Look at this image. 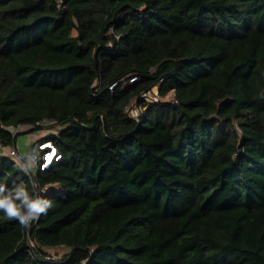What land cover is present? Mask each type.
I'll use <instances>...</instances> for the list:
<instances>
[{
    "label": "trees",
    "instance_id": "16d2710c",
    "mask_svg": "<svg viewBox=\"0 0 264 264\" xmlns=\"http://www.w3.org/2000/svg\"><path fill=\"white\" fill-rule=\"evenodd\" d=\"M56 125L0 264H264V0H0V145Z\"/></svg>",
    "mask_w": 264,
    "mask_h": 264
},
{
    "label": "clouds",
    "instance_id": "9594fccd",
    "mask_svg": "<svg viewBox=\"0 0 264 264\" xmlns=\"http://www.w3.org/2000/svg\"><path fill=\"white\" fill-rule=\"evenodd\" d=\"M22 155L26 162L18 166L25 174H30L39 162V152L33 149ZM45 193L46 189H40L35 184L31 189L24 183L12 188L0 186V212L10 220H17L27 230L53 207V202Z\"/></svg>",
    "mask_w": 264,
    "mask_h": 264
},
{
    "label": "built area",
    "instance_id": "2783aa9c",
    "mask_svg": "<svg viewBox=\"0 0 264 264\" xmlns=\"http://www.w3.org/2000/svg\"><path fill=\"white\" fill-rule=\"evenodd\" d=\"M133 79H134V77H131L128 80H129V82H132ZM124 83H125V80L114 81L108 86V88L113 89L116 85H119V84L123 85ZM151 91H153V94H151ZM148 95H150V97ZM168 96L170 99H173L174 101H176V99L173 98L171 93H169ZM140 97L145 99L148 102L158 101L160 99V97L158 94L157 86L154 85L150 90L142 91L140 93ZM126 111H127L129 116L137 119V117L139 115V107L136 105L135 102H131L127 106ZM41 123L46 124V123H49V121L43 120V121H41ZM36 124H39V121H37ZM23 126L28 128L30 125H21L18 127V129L22 128ZM11 131H12V133H14V131H16V128H12ZM37 132H39V131H37ZM46 136H47L46 134H42V135L37 136L34 139V143L30 146V151L35 149L39 152V162H38L37 166L32 170V172L35 169L43 170L45 168H48L54 162L59 161L61 159V155H60V152L58 151L57 147L53 144L52 140L46 139L45 138ZM5 147L6 146L0 145V155L1 156H8L9 158L13 159L17 163V165L19 164L22 166L25 164V162H26L25 158L23 157L22 152L19 150V148L16 145L9 146L7 148V152H3V148H5ZM52 186H53L52 184H48V185H45L42 189H46V191H47L50 188H52ZM29 243L31 245L33 244L32 241H29Z\"/></svg>",
    "mask_w": 264,
    "mask_h": 264
},
{
    "label": "rangeland",
    "instance_id": "374dc122",
    "mask_svg": "<svg viewBox=\"0 0 264 264\" xmlns=\"http://www.w3.org/2000/svg\"><path fill=\"white\" fill-rule=\"evenodd\" d=\"M151 94H153V91H151ZM150 97V95H148ZM166 98H169V96L167 95ZM55 129H49V128H43L40 129L39 132L33 133V132H20L17 134V138H16V146L19 148V150L22 153H28L30 151V146L34 143V139L42 134H46V135H51L52 132L56 131V129H60L61 125H56L54 127ZM21 130H25L27 129V127L23 126L22 128H20ZM50 130V131H49ZM9 146H6L5 148H3V152H7V148ZM47 250L55 255H60L61 253L64 252V248L62 247H51V248H47Z\"/></svg>",
    "mask_w": 264,
    "mask_h": 264
},
{
    "label": "bare ground",
    "instance_id": "6f19581e",
    "mask_svg": "<svg viewBox=\"0 0 264 264\" xmlns=\"http://www.w3.org/2000/svg\"><path fill=\"white\" fill-rule=\"evenodd\" d=\"M50 159V158H49Z\"/></svg>",
    "mask_w": 264,
    "mask_h": 264
}]
</instances>
